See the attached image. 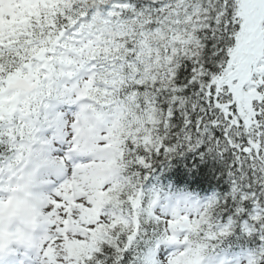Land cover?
<instances>
[{"label":"snow or ice","instance_id":"snow-or-ice-1","mask_svg":"<svg viewBox=\"0 0 264 264\" xmlns=\"http://www.w3.org/2000/svg\"><path fill=\"white\" fill-rule=\"evenodd\" d=\"M0 264H264V0H0Z\"/></svg>","mask_w":264,"mask_h":264},{"label":"trees","instance_id":"trees-1","mask_svg":"<svg viewBox=\"0 0 264 264\" xmlns=\"http://www.w3.org/2000/svg\"><path fill=\"white\" fill-rule=\"evenodd\" d=\"M214 166H215V164L213 161H208L206 165H203L202 167L204 169L205 175H204V178H203V181H202L200 187H197L194 184L190 185V187L197 192H200L202 189H207L208 191H210V189L214 183L213 173H212V169Z\"/></svg>","mask_w":264,"mask_h":264}]
</instances>
